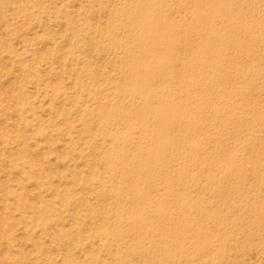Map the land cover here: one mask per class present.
Returning <instances> with one entry per match:
<instances>
[{"label":"rangeland","instance_id":"rangeland-1","mask_svg":"<svg viewBox=\"0 0 264 264\" xmlns=\"http://www.w3.org/2000/svg\"><path fill=\"white\" fill-rule=\"evenodd\" d=\"M223 2L234 8L235 42L218 69L188 71L190 82L208 81L188 101V83L166 84L163 103L188 112L172 111L178 154H163L144 206L129 197L119 205L122 180L106 161L129 134L112 110L141 102L118 93L116 43L127 33L123 13L113 16L123 0H0V264H264V0ZM166 4L162 24L183 36L198 6ZM137 120L131 152L155 143Z\"/></svg>","mask_w":264,"mask_h":264},{"label":"bare ground","instance_id":"bare-ground-1","mask_svg":"<svg viewBox=\"0 0 264 264\" xmlns=\"http://www.w3.org/2000/svg\"><path fill=\"white\" fill-rule=\"evenodd\" d=\"M166 2L167 0H123L118 8L120 13L113 16V19L117 20L123 13L126 23L120 30L127 33L126 40L116 43V48H124L123 63L125 64L122 70L123 82L121 88H118V93L119 95L128 94L141 101L128 109L118 105L112 110V113L124 119L129 130V134L121 140L124 145L123 150L114 157L111 154L106 158V161L116 162L110 170L113 174H119L122 180V186L118 190L121 198L119 205L122 204L121 200L129 197L130 204L140 201L145 206L149 201L147 199L149 189L153 186L152 174L161 171L163 154L165 152L178 154L177 148L170 145L169 135L175 126L170 116L173 110H183L185 113L188 111L187 106L172 109L171 106L163 103L161 98L163 94L167 96L171 94L166 84H170L175 79L188 83L189 86L185 92L186 101H188L192 94L191 90L195 86H201L203 89L208 83L202 74H199V77L196 76V83L190 82L188 71L196 65L218 69L221 59H225L226 51L235 42L233 35L235 28L230 26L231 20L228 19L234 10L232 4L225 3L223 0H210L207 4H204L202 0H194L195 8L196 5L198 9L203 5L204 8L199 11L196 9L191 13V21L188 24L185 23L188 25L186 32L180 36L177 24H162L161 20L165 21L164 18L169 12ZM220 19H224L222 23L224 36L221 39L217 37V24ZM194 36L199 38L197 44L191 43V38ZM113 38L117 40L115 34ZM217 41L223 43L219 54L215 59L207 57L206 53L211 52L212 45ZM130 46L138 51L135 57L127 53V48ZM178 56L188 57L193 65L191 67L184 65L185 68L182 71L177 69L175 63ZM155 84L158 86L155 87ZM197 94V92L193 93V96L196 97ZM210 99H198L196 103L204 107L212 104ZM156 101L160 102L153 107ZM133 118L138 119L140 128L153 129L155 143H152V140L150 143L148 140L143 141L139 149H133L134 151L131 152L133 141L130 140V131L136 126L135 123H130ZM191 119L194 117H190ZM114 139L118 141L117 137ZM154 145L155 148L152 147ZM150 208L149 204V211ZM158 208L156 207L154 212L151 211L153 216L161 214ZM138 222L140 221L132 222L131 227L138 226Z\"/></svg>","mask_w":264,"mask_h":264}]
</instances>
